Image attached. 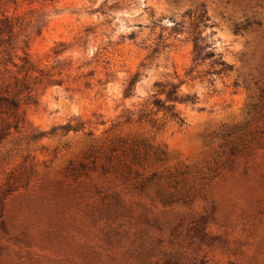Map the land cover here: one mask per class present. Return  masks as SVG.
I'll return each instance as SVG.
<instances>
[{"label": "rangeland", "instance_id": "1", "mask_svg": "<svg viewBox=\"0 0 264 264\" xmlns=\"http://www.w3.org/2000/svg\"><path fill=\"white\" fill-rule=\"evenodd\" d=\"M3 16L59 82L16 129L0 114V264L107 249L114 264H264V0H0ZM194 35L231 68L195 64ZM170 84L195 101L164 102Z\"/></svg>", "mask_w": 264, "mask_h": 264}, {"label": "trees", "instance_id": "2", "mask_svg": "<svg viewBox=\"0 0 264 264\" xmlns=\"http://www.w3.org/2000/svg\"><path fill=\"white\" fill-rule=\"evenodd\" d=\"M199 21L205 22L207 20L206 11L201 10L198 16ZM41 18L37 19V24L41 22ZM16 23L11 18L3 16L0 18V114L6 117L14 118L13 127H18L19 111L22 105H30L38 103V90L46 89L52 84H56L59 80L54 77V73L50 70L44 69L35 62L28 53V46L30 40V33L15 29ZM39 32V31H38ZM192 61L197 64L205 58L215 57L213 63L220 66L222 69H230L231 66L222 59L220 53H215L213 50L205 52L204 47L200 43L198 35L192 37ZM65 50L63 42H59L53 48L55 56L61 54ZM138 78V73L134 74L128 81L124 94L131 95L134 84ZM166 85H162V91L165 93V101L168 102H190L193 103L196 99L195 95L185 94L184 96H177L175 94L178 85L170 84L168 89H164ZM172 109V106H167ZM172 117L178 122H182V117L178 112L172 111ZM77 125H65L64 130H76ZM11 124L5 122L0 126V146L3 141L10 135ZM3 196L0 194V218L3 214ZM128 253L134 252L127 249ZM109 253H114L107 249L101 251H82V262L80 264H105L101 257L103 254L110 256L111 262L107 264H114L115 258ZM90 254H95V258ZM119 264V263H118ZM142 264H146L145 262Z\"/></svg>", "mask_w": 264, "mask_h": 264}]
</instances>
